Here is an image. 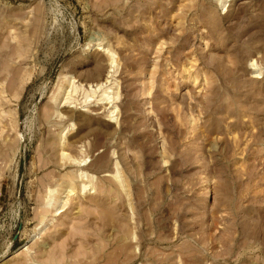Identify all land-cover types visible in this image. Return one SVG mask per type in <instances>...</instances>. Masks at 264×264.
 Segmentation results:
<instances>
[{
	"label": "rangeland",
	"instance_id": "obj_1",
	"mask_svg": "<svg viewBox=\"0 0 264 264\" xmlns=\"http://www.w3.org/2000/svg\"><path fill=\"white\" fill-rule=\"evenodd\" d=\"M0 264H264V0H0Z\"/></svg>",
	"mask_w": 264,
	"mask_h": 264
},
{
	"label": "bare ground",
	"instance_id": "obj_2",
	"mask_svg": "<svg viewBox=\"0 0 264 264\" xmlns=\"http://www.w3.org/2000/svg\"><path fill=\"white\" fill-rule=\"evenodd\" d=\"M98 49H100V48L98 47Z\"/></svg>",
	"mask_w": 264,
	"mask_h": 264
}]
</instances>
